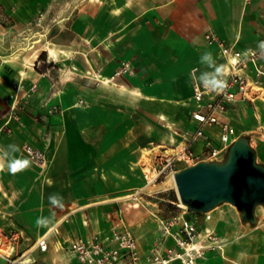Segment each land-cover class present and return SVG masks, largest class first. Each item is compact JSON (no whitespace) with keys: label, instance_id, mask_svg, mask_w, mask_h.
<instances>
[{"label":"crops","instance_id":"1","mask_svg":"<svg viewBox=\"0 0 264 264\" xmlns=\"http://www.w3.org/2000/svg\"><path fill=\"white\" fill-rule=\"evenodd\" d=\"M33 1L0 0V4L6 15L16 12L22 17L26 12L36 15ZM13 2H20L17 9L12 10ZM102 28H89L90 39L94 34L96 42L84 53L86 67L77 62L80 50L70 52L62 43L54 50L44 48L42 32L41 41L18 44L16 37L13 47L18 44L22 52L6 57L18 71L16 77L24 73L26 84L38 89L26 117L9 128L0 107V157L4 152L11 155L8 145L14 144L19 149L15 158L29 160L22 151L29 145L44 152L47 163L39 168L30 162L11 174L9 158H0V229L20 232L21 250L31 253L38 264H81L61 245L123 227L141 241L142 257L148 256L144 243L157 241L158 226L144 210L123 213L120 195L131 190L126 179L140 167L143 150L166 142L156 130L173 124L176 104L190 103L186 113L195 128L194 86L203 83L202 76L217 79L230 70L220 47L209 44L208 34L239 51L258 48L264 34V0H165L121 27L106 23ZM43 52L50 65L61 64L57 75L50 69L35 70ZM204 53H211V62L201 61ZM27 65L34 68L23 69ZM125 67L128 70L122 72ZM53 105L62 112L50 114ZM247 116L258 124V136L264 137V102H239L228 121L238 132L246 126ZM249 131L241 129L239 138ZM208 132L217 144L218 128ZM193 150L199 154L202 143H195ZM52 195L63 198L62 207L50 203ZM112 204L115 211L109 210ZM40 217H51L52 222L38 226ZM43 236L47 252L38 248Z\"/></svg>","mask_w":264,"mask_h":264},{"label":"rangeland","instance_id":"2","mask_svg":"<svg viewBox=\"0 0 264 264\" xmlns=\"http://www.w3.org/2000/svg\"><path fill=\"white\" fill-rule=\"evenodd\" d=\"M165 0H36L31 2L36 11V15L20 16L16 12L6 15L3 6L0 4V39L4 47L0 49V107H4V120L9 121L11 126L13 121L21 122L26 117L28 109L31 107L34 90L37 85L31 87L26 84L24 73L16 77L14 64L10 63L7 56H19L22 52L18 48L21 42L32 40L41 41L40 32L45 35L43 38L44 48L54 50L57 44L69 46L68 51L80 50L82 55L77 56V62L81 67H86L83 57L90 46L96 42L94 34L90 39L89 28L92 31L97 28L104 31L106 23L115 27L126 24L140 13L158 6ZM20 2H13L12 10L19 7ZM30 11V10H29ZM122 19H124L123 22ZM32 30L33 32H30ZM29 31L28 33H23ZM84 32V33H81ZM33 33V34H32ZM31 35L32 37L29 38ZM135 38V35H131ZM17 37L15 47L13 41ZM21 46V45H19ZM76 49H75V48ZM17 53V54H14ZM45 57H42V56ZM68 54L66 53V57ZM23 69L33 67V65L22 66ZM50 69L52 75H57L63 68L61 64L48 63L45 52L42 53L39 63L35 66L38 73ZM189 102L176 104V118L173 124L160 125L156 130L160 135L166 136V142L161 146L143 150V157L138 170L132 171L128 184L131 190L121 194L119 202L123 206V213L128 210L130 215L133 211L144 210L147 215L170 220L174 217L185 216L188 220H194L200 226L199 231L203 235L207 234V259L201 264H264V206L259 205L255 209V221L249 222L243 219V212L229 203H222L208 213H195L184 207L179 199L178 191L173 181L172 172L161 176L156 184L147 186L145 175L150 173L161 158L175 154V150L182 146L187 132H191L189 122ZM57 109L54 114L62 111L59 106L53 105L51 109ZM246 117V126H240L238 130L246 129L240 138L249 140L257 155V164L264 167V137L261 138V130L255 127L258 125L253 119ZM238 131V132H239ZM154 135L158 136L159 134ZM158 134V135H157ZM172 137L173 141L169 139ZM255 137H259L256 140ZM23 155L27 158L24 148ZM213 163V162H206ZM190 167L184 163H177L173 166V171L177 173ZM138 205V207H135ZM115 211L114 204L109 206V210ZM101 210V209H100ZM209 218V219H208ZM3 232H9L0 229ZM207 230V231H206ZM169 242V241H168ZM167 242V243H168ZM27 252L20 250V253ZM29 255V253H28ZM35 258V257H34ZM0 264H7L0 260ZM36 264L37 261H36Z\"/></svg>","mask_w":264,"mask_h":264},{"label":"built area","instance_id":"3","mask_svg":"<svg viewBox=\"0 0 264 264\" xmlns=\"http://www.w3.org/2000/svg\"><path fill=\"white\" fill-rule=\"evenodd\" d=\"M210 45H218L222 56L230 65V70L218 75L217 79L226 83L220 90H212L204 83L194 86L193 109L191 111L195 128L187 132L182 146L175 154L161 158L149 174L145 175L147 186L156 184L161 176L173 166L184 163L193 167L201 162L224 163L232 146L240 139L236 128L228 121L229 114L239 102L254 104L264 102V34L256 50L239 51L227 47L214 34L206 36ZM125 67L121 71L126 72ZM57 112L51 109L50 114ZM218 128L219 140L216 144L208 129ZM202 143V150L195 153V143ZM27 158L36 167L46 165L44 152L29 145L24 146ZM209 219V218H208ZM159 237L155 243L145 242L148 256L143 258L140 252L141 241L132 231L123 227L110 232L102 231L93 239H79L70 244H62L64 251L72 253L81 264H201L207 259V234L199 231L194 220L184 215L165 220L155 216ZM207 231V230H206ZM23 236L18 231L3 232L0 230V260L7 264H36V259L29 253H20ZM172 241L170 246L167 242ZM41 252H47V238L43 236L37 242ZM27 261V263H23Z\"/></svg>","mask_w":264,"mask_h":264},{"label":"water","instance_id":"4","mask_svg":"<svg viewBox=\"0 0 264 264\" xmlns=\"http://www.w3.org/2000/svg\"><path fill=\"white\" fill-rule=\"evenodd\" d=\"M182 204L195 213H208L222 203L243 212L245 221H255V208L264 206V167L246 138L230 149L227 160L201 162L175 175Z\"/></svg>","mask_w":264,"mask_h":264},{"label":"clouds","instance_id":"5","mask_svg":"<svg viewBox=\"0 0 264 264\" xmlns=\"http://www.w3.org/2000/svg\"><path fill=\"white\" fill-rule=\"evenodd\" d=\"M202 62H211V53H204L201 57ZM203 83L205 84L206 87L211 88L212 90H220L222 91L226 87V83L223 82L222 80H218L214 77H209L208 74H204L202 76ZM9 148L12 150V154L9 155L7 152L3 153V157L0 158H9V163H8V171L11 174H16L19 171H22L26 169L30 161L27 159H17L13 155L15 152L19 151L18 147L16 145H8ZM3 165L0 164V170H2ZM62 200L63 198L58 196V195H52L49 197V201L52 205L57 206V207H62ZM52 222L51 217H40L37 219V225L38 226H47Z\"/></svg>","mask_w":264,"mask_h":264},{"label":"bare ground","instance_id":"6","mask_svg":"<svg viewBox=\"0 0 264 264\" xmlns=\"http://www.w3.org/2000/svg\"><path fill=\"white\" fill-rule=\"evenodd\" d=\"M173 181H174V183H175V186H176V182H175V175H173ZM177 188V187H176ZM184 207H186L187 208V206H185L184 204H182ZM259 206V205H258ZM257 206V207H258ZM256 209V208H255ZM23 263H27V261H24Z\"/></svg>","mask_w":264,"mask_h":264},{"label":"trees","instance_id":"7","mask_svg":"<svg viewBox=\"0 0 264 264\" xmlns=\"http://www.w3.org/2000/svg\"><path fill=\"white\" fill-rule=\"evenodd\" d=\"M42 57H45L44 55Z\"/></svg>","mask_w":264,"mask_h":264}]
</instances>
